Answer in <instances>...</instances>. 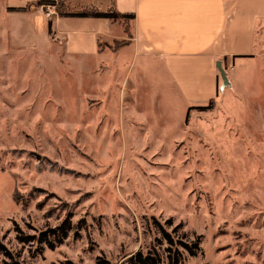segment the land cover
<instances>
[{"label": "rangeland", "instance_id": "obj_1", "mask_svg": "<svg viewBox=\"0 0 264 264\" xmlns=\"http://www.w3.org/2000/svg\"><path fill=\"white\" fill-rule=\"evenodd\" d=\"M20 1L0 0V242L17 261L128 264L155 245L166 264L159 224L199 238L187 264H264V28L246 78L187 114L162 67L123 41L71 57L9 11ZM67 217L53 250L16 238Z\"/></svg>", "mask_w": 264, "mask_h": 264}, {"label": "crops", "instance_id": "obj_2", "mask_svg": "<svg viewBox=\"0 0 264 264\" xmlns=\"http://www.w3.org/2000/svg\"><path fill=\"white\" fill-rule=\"evenodd\" d=\"M37 1L41 0H21L18 7L9 8H24ZM64 1L72 7L114 8L134 18L126 22L62 19L52 14L45 19L35 10L21 15L32 31L51 35L71 57L97 56L101 45L123 41L117 54L133 57V62L141 58V65L148 61L162 67L188 107L218 102L217 61L234 88L232 78L244 79L247 65L261 60L256 57V44L264 28V0ZM222 94H227L225 89Z\"/></svg>", "mask_w": 264, "mask_h": 264}, {"label": "trees", "instance_id": "obj_3", "mask_svg": "<svg viewBox=\"0 0 264 264\" xmlns=\"http://www.w3.org/2000/svg\"><path fill=\"white\" fill-rule=\"evenodd\" d=\"M60 3H55V0H41L32 4L26 5L24 8H10V12L24 13L31 8L54 6L56 7V15L59 18H84V19H107L112 21H129L134 17L132 15L120 14L114 8L106 10H99L96 7H72L68 5L64 0H58ZM59 4V6H58ZM50 30L51 23L48 24ZM124 44V42H123ZM209 107H190L187 110V114L190 111H209L213 107L215 101L211 100L208 103ZM158 231L161 235V239H155L158 243L163 242L165 244V257L166 264H187V257H195L197 255L199 238L195 241H187L182 237H176L172 233H169L159 224L157 225ZM72 226L70 218L67 217L60 225L54 228H48L44 231H36L34 234H24L21 229L17 228V240L23 244L32 245H44L48 249L53 250L55 246L61 245L67 238ZM0 254H2L8 261H4V264H22L1 242H0ZM163 255L160 253L156 246L153 245L151 250L139 249L131 255L128 264H162ZM97 264H111L105 259H97Z\"/></svg>", "mask_w": 264, "mask_h": 264}, {"label": "water", "instance_id": "obj_4", "mask_svg": "<svg viewBox=\"0 0 264 264\" xmlns=\"http://www.w3.org/2000/svg\"><path fill=\"white\" fill-rule=\"evenodd\" d=\"M216 69L219 72V75H220V78H221V81H222V85H221V87L219 89V92H220V91H223L226 87H230V83L228 81V78L226 76V73H225L224 69L221 66V62L220 61H217Z\"/></svg>", "mask_w": 264, "mask_h": 264}]
</instances>
